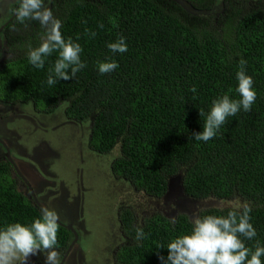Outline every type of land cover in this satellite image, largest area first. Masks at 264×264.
Instances as JSON below:
<instances>
[{"label": "trees", "instance_id": "obj_1", "mask_svg": "<svg viewBox=\"0 0 264 264\" xmlns=\"http://www.w3.org/2000/svg\"><path fill=\"white\" fill-rule=\"evenodd\" d=\"M181 1L208 12L214 8L206 0ZM50 3L63 37L81 45L86 67L70 80L49 86L48 69L58 54L47 57L43 69L35 68L28 51L41 40L31 37L23 44L28 48L18 42L17 56L0 67L2 96L42 106L41 111L50 115L67 102L63 112L68 120L90 122L88 149L106 155L118 146L111 173L149 197H162L167 180L181 169L187 197H237L247 202L257 235L241 239L248 247L257 241L264 246V13L224 0L223 19L220 10L204 22L173 0ZM13 24L9 22L7 29ZM121 36L128 50L111 52L107 44ZM241 58L247 61L245 71L257 94L251 111L241 109L227 118L214 138L196 141L193 133L203 131L205 119L199 110L207 113L212 101L225 94L240 98L236 72ZM104 61H115L118 67L101 74L97 63ZM10 166L7 160L0 162V228L13 222L30 224L40 215L17 190ZM229 210L209 208L198 215H226ZM133 217L129 210L119 213L121 232L129 242L117 249L116 264H162L159 256L167 257L170 240L192 227L185 214L173 220L154 214L140 226L134 225ZM137 228L145 233L139 241ZM72 240V233L59 226L56 248L66 250Z\"/></svg>", "mask_w": 264, "mask_h": 264}, {"label": "rangeland", "instance_id": "obj_2", "mask_svg": "<svg viewBox=\"0 0 264 264\" xmlns=\"http://www.w3.org/2000/svg\"><path fill=\"white\" fill-rule=\"evenodd\" d=\"M206 1L214 4L211 12L196 6L190 8L187 4H183L184 10L204 22L213 20L221 10L222 20L226 13L224 0ZM232 1L264 13V0ZM15 4L16 0H0V28L11 17ZM45 4L51 8L50 0ZM52 12L56 17L54 9ZM13 25L1 30L4 36L0 38V67L17 56L15 46L18 42L23 45L31 37L41 40L45 31L34 20L25 25L15 20ZM62 105L55 113L44 114L42 106L20 103L14 95L2 96L0 92V146L5 150L4 154L0 147V162L11 158L29 184L10 171L17 190L28 200L54 208L61 217L59 222L75 228L78 242L68 250L63 264H116L117 249L129 242L121 232L118 219L122 210L132 212L134 225L140 226L144 219L154 214L169 220L185 214L192 220L201 211L221 209L222 205L225 209L229 202L239 199L187 197L182 190L184 170L181 169L167 180V190L162 197H149L111 173L110 165L119 155V147L106 155L91 152L87 147L90 122L68 120ZM41 253L44 255L40 252L28 261L31 258L42 261Z\"/></svg>", "mask_w": 264, "mask_h": 264}, {"label": "clouds", "instance_id": "obj_3", "mask_svg": "<svg viewBox=\"0 0 264 264\" xmlns=\"http://www.w3.org/2000/svg\"><path fill=\"white\" fill-rule=\"evenodd\" d=\"M16 3L18 6L12 10V14L19 23L34 20L45 29L40 45L28 51L29 63L43 69L46 58L53 53L58 54L48 69L49 86L55 85L58 80H70L86 67L80 58L81 45L71 38L63 37L61 21L46 6L45 0H16ZM90 35L94 37L96 33ZM107 47L113 53L128 50L122 36L108 43ZM246 64L247 61L241 58L240 68L236 72L239 99H232L225 94L212 101L207 113L203 109L199 110V115L205 119L203 131L193 133L196 141L207 142L214 138L227 118L235 116L241 109L251 111L257 94L252 77L246 74ZM97 67L101 74H106L114 71L118 64L115 61H104L98 62ZM191 91L195 92L196 88L193 87ZM67 106V102L62 105ZM227 207L230 210L226 215H194L190 232L172 238L166 247L167 257L159 256L162 264H264L261 259L264 257V246L257 241L254 247H248L241 239L253 240L257 235L250 223L251 207L239 199L229 202ZM60 219L54 208L43 205L40 215L30 224L13 222L0 228V264H27L31 256L40 252L45 254V264H61L60 253L56 248ZM144 238L143 228H137L136 240Z\"/></svg>", "mask_w": 264, "mask_h": 264}, {"label": "flooded vegetation", "instance_id": "obj_4", "mask_svg": "<svg viewBox=\"0 0 264 264\" xmlns=\"http://www.w3.org/2000/svg\"><path fill=\"white\" fill-rule=\"evenodd\" d=\"M14 18V15L12 14L11 15V17L9 18V20L8 21H6L5 23H4V25L2 26V28H0V38L1 39H3V31L1 32V30L2 29H6L7 28V26H8V24H9V22H11L12 21V19ZM1 35H3V36H1ZM1 39H0V46H1ZM3 42V41H2ZM1 148H2V150L4 151V154H5V150H4V148L2 147V146H0ZM5 157V156H4ZM7 159V158H6ZM5 159V160H6ZM8 161V160H7ZM11 161V160H10ZM9 163V162H8ZM11 163V164H10ZM9 164L11 165L10 167H11V169H10V171H12L13 173H16L17 174V172L19 173V171L17 170V168H16V166H15V164H14V162L13 161H11ZM19 180H22L25 184H28L27 183V181H25V179L20 175V173H19ZM29 185V184H28ZM32 200V199H31ZM32 203L40 210V208L42 207L41 205H39L36 201H34V200H32ZM61 223V225H62V227H65V229H67V228H72L73 229V231H75V233H76V230H75V228L74 227H72L69 223H62V222H60ZM73 225V224H72ZM69 231V230H68ZM71 232V231H70ZM72 233V232H71ZM72 235H73V240L74 239H76V241H71L70 242V244H68V247L66 248V250H58L62 255H61V264H63L62 262L66 259V257H67V255L69 254V252H68V250L70 249V248H72L73 247V245H77V242H78V236H77V234H76V238H75V236H74V233H72ZM120 248V247H119ZM41 256H43V258H42V261H35L33 258H31L28 262H27V264H43L44 262H45V254L44 255H42V253H41Z\"/></svg>", "mask_w": 264, "mask_h": 264}, {"label": "water", "instance_id": "obj_5", "mask_svg": "<svg viewBox=\"0 0 264 264\" xmlns=\"http://www.w3.org/2000/svg\"><path fill=\"white\" fill-rule=\"evenodd\" d=\"M173 1H175L177 4H179V5H181L182 7H184V3L180 0H173ZM8 162H11L10 160H9V157H8ZM17 174L19 175V173L17 172ZM41 209V208H40ZM59 223V222H58ZM59 225L60 226H62L61 225V223H59ZM67 230H69V231H71L72 233H74V236H75V238H76V233H75V231H73V229L72 228H67ZM73 241H76V239H74Z\"/></svg>", "mask_w": 264, "mask_h": 264}]
</instances>
